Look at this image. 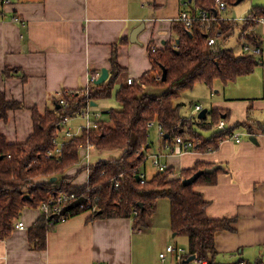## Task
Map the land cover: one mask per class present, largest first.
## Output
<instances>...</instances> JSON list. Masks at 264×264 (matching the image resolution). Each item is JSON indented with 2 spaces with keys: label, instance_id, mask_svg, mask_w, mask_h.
<instances>
[{
  "label": "crops",
  "instance_id": "obj_1",
  "mask_svg": "<svg viewBox=\"0 0 264 264\" xmlns=\"http://www.w3.org/2000/svg\"><path fill=\"white\" fill-rule=\"evenodd\" d=\"M243 1L236 0L233 5ZM229 6L219 13L225 21L242 23L241 18L251 10L247 7L239 17L231 19L224 15ZM200 10L204 9H199L195 0H188L185 5L181 0H12L0 7V93H4L7 100L22 104V108L9 110L7 117L0 119V134L8 143H25L34 132L33 109L41 115L53 110L58 91H84L89 88L93 75L96 79L100 77L102 69H107L110 77L114 49L122 69L113 91L116 96L121 85H131L128 79L139 81L152 69L149 47L163 48L173 34L176 36L174 23L179 15L185 11L198 14ZM15 17L21 22L15 21ZM141 25L143 29L137 41H131L132 32ZM237 31L239 29L234 34ZM250 33L261 39L258 45L249 42ZM228 38L219 39L218 44L236 54L233 48L226 47ZM238 40L247 43L251 50L261 49L260 53L245 52L243 45L240 55L255 57L258 60L256 68L227 84L216 80L213 88L207 86L212 96L210 107L205 108L201 102L196 103L195 108L200 105L202 111L224 110L228 113L226 128L250 120L255 130L250 133L246 127L236 129L234 135L245 131L239 143L228 138L220 141L216 149H196L174 155L170 148L176 144L175 139L165 141L159 124L152 123L150 131L157 125L161 144L155 149L149 138L146 159L140 165L146 179L159 173L157 161L177 174L173 179L181 178L182 171L196 166L203 167L201 170L222 166L213 184L204 183L193 188L208 203L209 219L232 221V230L215 233L217 255L213 264L264 261V133L255 127L258 122L264 125V23H259L243 37L240 33ZM217 87L219 89L213 91ZM92 102L97 104H91L95 108L102 100ZM105 109L121 110V105L118 102L116 108ZM108 117L106 115L99 122H106ZM193 130L204 138L213 134L208 131L209 134L204 135L196 125ZM124 151L91 147L89 157L84 158L85 150H82V161L65 176L73 179V186L84 187L89 183L91 165L119 159ZM148 162L155 173L148 174ZM47 180L42 178L37 182ZM159 200L157 211L149 218L146 228H136L133 218L92 219L91 212H81L55 225L47 233L43 250L33 249L29 239V229L42 213L40 209L25 208L16 220L23 222L25 227L15 228L9 237L0 241V264H175L171 256L166 260L160 258L168 245H182L172 243L177 235L171 227L170 213L167 225L159 223Z\"/></svg>",
  "mask_w": 264,
  "mask_h": 264
},
{
  "label": "trees",
  "instance_id": "obj_2",
  "mask_svg": "<svg viewBox=\"0 0 264 264\" xmlns=\"http://www.w3.org/2000/svg\"><path fill=\"white\" fill-rule=\"evenodd\" d=\"M195 2L199 9H204L217 18L212 29L208 30L207 23L202 22H196L191 29H187L185 23L176 21L175 39L155 51L149 47L152 69L143 74L139 81L127 86L121 85L116 91L121 110L111 109L106 122L95 123L90 130L66 141L60 160L48 158L47 154L56 149L54 140L59 137L62 118L75 116L83 111L89 101H103L112 97L117 78L122 72L116 49L111 58V75L106 82L96 85L91 81L88 89L75 93L69 99L71 106L67 109L59 105L57 98L54 100L55 108L44 115L33 109L34 132L25 143H8L6 137L0 134V241L11 235L15 229V221L25 208L39 209L43 202L60 192L78 193L91 200L97 206L92 219L133 218L135 227L142 229L147 227L149 218L156 213L158 200L165 197L170 201L173 232L179 237L187 238L188 251L192 256L214 263L217 255L215 233L232 230V221L209 219L206 212L208 203L193 188L199 184H213L218 171L203 174L190 186H184L183 179L191 177L203 167L184 170L179 179L168 178L172 169L145 181H138L136 178L141 174L140 165L146 159L149 125L152 123L159 124L165 141L172 142L176 137L186 139L187 135L186 140L198 142L197 149L202 151L218 148L220 141L232 137L240 127H246L250 133L255 130L250 120L236 123L225 130H216L222 120L226 123V111L214 109L208 112L205 120H191L183 118L180 105L175 104L181 93L192 90L196 84H204L209 88H213L216 80L227 84L239 76L252 73L258 63L253 56H237L232 50L221 48L219 44L208 47L207 42L216 35L217 30L221 33V38L225 39L240 29L243 37L259 24L257 19H264V6L252 7L246 16L250 21L239 23L223 20L214 0ZM225 2L233 5L236 0ZM247 39L254 45L261 42L254 33L248 34ZM163 69L167 71L166 81H163ZM161 87L168 88L162 95L148 93L150 88ZM20 108L21 103L7 100L5 94L0 93V119H5L9 110ZM225 114L226 117L223 118ZM195 125L203 131H212V136L204 138L193 130ZM255 127L264 133V125L258 122ZM88 145L98 150L125 151L119 159L99 161L91 165L88 185L75 187L72 185L73 179L66 177L65 173L82 161L81 151ZM42 178L48 180L38 183ZM53 178L56 179L52 180ZM116 182L119 183L118 188L115 186ZM81 212L85 211L74 209L68 218ZM48 222L42 214L30 227L29 239L33 249H45L47 233L58 224L50 226Z\"/></svg>",
  "mask_w": 264,
  "mask_h": 264
},
{
  "label": "built area",
  "instance_id": "obj_3",
  "mask_svg": "<svg viewBox=\"0 0 264 264\" xmlns=\"http://www.w3.org/2000/svg\"><path fill=\"white\" fill-rule=\"evenodd\" d=\"M183 2V5L188 3V0H181ZM218 13L220 11H223L227 8V3L225 0H214ZM12 0H4L0 1V7H3L7 4H10ZM15 21L21 22L18 17L14 18ZM217 18H214L211 13H208L206 10H200L198 14H191L189 12H182L177 21L183 22L186 25L187 29H191L196 22H202L207 23L208 30L212 29V25L216 22ZM242 22L250 21V18L243 17L241 18ZM257 23H264V19H257ZM221 33L217 30L216 35L214 37H210L207 42L208 47H214L218 45L219 39H221ZM155 51L156 49L153 48ZM254 53H260V48L252 49ZM250 46L245 43L244 44V51L249 52L252 51ZM96 77H91V81L95 82ZM128 83L132 84L133 80L128 79ZM75 96L74 91H65L60 90L56 93V98L58 99L59 105L63 109H67L71 106L69 99L73 98ZM92 101L88 102V106L86 109H84L81 112H78L75 116H64L62 120L60 121L59 128L60 132H63L67 139H72L76 136H80L84 130H90L93 128L94 124L103 120L106 115L111 114L110 109H104V110H98L93 109L91 106ZM196 111L200 112L202 111V106L197 105ZM77 117H82L85 120L84 124L78 125L77 131L74 130L73 125H71L72 120H74ZM217 129L225 130L226 129V123L224 120H222L219 125L217 126ZM244 130H241V133L235 134L230 138H234L237 143L241 142V134H244ZM161 134L163 135V132L161 131ZM246 134V133H245ZM176 144L170 148V151L174 155H182L185 152L196 150L199 146L198 142H195L193 140H186L182 137H176L175 139ZM54 143L56 144V149L50 150L47 154L48 158H54L56 160H60L61 154H62V148L65 144V141L60 140L59 138L54 140ZM92 146L88 145L86 148H83L82 150H85L83 153L84 158H88V150ZM159 167V173L165 174L167 173V167L160 162H156ZM142 181L146 180V176L144 174H139ZM177 174L174 172L168 173V178L173 179L176 178ZM116 188L119 187V183L116 182ZM80 197H85L86 202L80 204L75 209H82L85 212H91L97 210V206H95L91 200H89L86 196L80 195L78 193H70V192H60L56 196H51L47 201L43 202L41 206L39 207L41 213L46 216L48 219V225H55L56 223L64 222L68 219L69 213L72 211L67 212L65 215L61 214V211L64 207L68 206L70 203L76 201ZM74 210V209H73ZM25 227L24 223L21 221H16L15 228H23ZM169 256L173 257L175 260V264H210L208 261L201 259L198 256H192L187 248H184L182 246L178 245H168L166 247V250L160 253V258L162 260H166ZM235 264H264V261L259 263H249L245 260H240L239 262Z\"/></svg>",
  "mask_w": 264,
  "mask_h": 264
},
{
  "label": "rangeland",
  "instance_id": "obj_4",
  "mask_svg": "<svg viewBox=\"0 0 264 264\" xmlns=\"http://www.w3.org/2000/svg\"><path fill=\"white\" fill-rule=\"evenodd\" d=\"M264 6V0H244L240 5H230L227 9V11L224 12V15L227 17H230L231 19H235L240 16L241 11H243L247 7H256V6ZM239 20V19H237ZM239 31H237L233 36H230L226 41V47L227 48H233L239 56L243 54V45L244 42H239L238 37H239ZM173 38L175 39L176 36L173 34ZM172 38V39H173ZM221 84L219 82L217 83V86L220 87ZM214 89L213 91L219 89V88ZM168 90L166 87H161V88H150L148 89V93L152 95H162ZM211 91L207 88L206 85L204 84H196L195 87L192 90H187L181 93L180 98L175 101L176 105H180V111L181 115L184 117H193L198 118L199 113L197 111H193L195 109V104L196 103H201L205 108L210 107V103L212 101L211 99ZM204 98H208V101L206 102ZM118 106V101L116 99L115 94L113 97H111L108 100L102 101L100 103L99 107H93V109H98V110H104L105 108H116ZM193 112V113H192ZM85 120L82 117H77L74 120H72L71 125H73L74 130L77 131L78 125L84 124ZM157 125H155V128L151 129L149 132V138L151 139L150 141L153 142L155 149L157 147H160V137L158 136V133L156 131ZM62 135L59 134V139L60 140H65V134L63 132ZM204 135H208V131H203ZM152 149V148H151ZM154 149V148H153ZM152 149V150H153ZM152 172H156L155 168L152 166L151 162H148V174H152ZM159 212L157 218L160 219V224L163 225V222L166 223V225L169 222V213L171 211V206H170V201L168 198L162 197L159 200ZM166 219V222L164 221ZM171 221V217H170ZM173 244H180L184 248H188V243L187 239L183 237H175L172 239Z\"/></svg>",
  "mask_w": 264,
  "mask_h": 264
},
{
  "label": "water",
  "instance_id": "obj_5",
  "mask_svg": "<svg viewBox=\"0 0 264 264\" xmlns=\"http://www.w3.org/2000/svg\"><path fill=\"white\" fill-rule=\"evenodd\" d=\"M192 1V0H190ZM241 0H238V2H240ZM143 26L141 25L140 27H137L131 34V41L136 42L137 41V36L138 34L142 31ZM109 77V71L107 69H102L101 75L98 79L95 80V84L96 85H100L104 82L107 81ZM167 79V71L166 69H163V81H166ZM92 106H97L96 103L92 102L91 103ZM207 109H204L203 111H201L199 113L198 119L200 120H205L207 117ZM222 166L220 165H215L211 168H207L204 170H199L196 173H194L191 177L187 178V179H183L182 183L184 186H190L192 184H194L198 178H200L203 174H213L215 173L218 169H221ZM138 181L141 180L140 176L136 177ZM56 178H53L52 180H55ZM86 202V198L85 197H80L79 199H77L76 201L70 203L68 206L64 207L63 210L61 211L62 215H65L67 212L75 209L76 207H78L80 204Z\"/></svg>",
  "mask_w": 264,
  "mask_h": 264
}]
</instances>
